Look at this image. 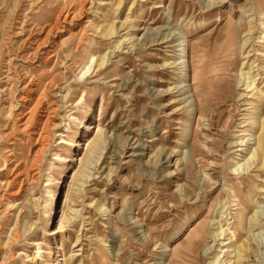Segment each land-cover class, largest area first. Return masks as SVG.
I'll return each instance as SVG.
<instances>
[{
    "label": "rangeland",
    "instance_id": "374dc122",
    "mask_svg": "<svg viewBox=\"0 0 264 264\" xmlns=\"http://www.w3.org/2000/svg\"><path fill=\"white\" fill-rule=\"evenodd\" d=\"M0 264H264V0H0Z\"/></svg>",
    "mask_w": 264,
    "mask_h": 264
},
{
    "label": "bare ground",
    "instance_id": "6f19581e",
    "mask_svg": "<svg viewBox=\"0 0 264 264\" xmlns=\"http://www.w3.org/2000/svg\"><path fill=\"white\" fill-rule=\"evenodd\" d=\"M28 93V92H27Z\"/></svg>",
    "mask_w": 264,
    "mask_h": 264
}]
</instances>
